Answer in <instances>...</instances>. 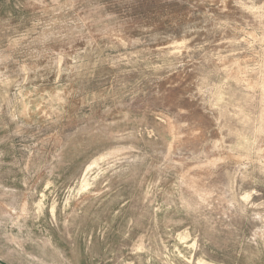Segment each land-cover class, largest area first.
I'll return each mask as SVG.
<instances>
[{"label":"rangeland","instance_id":"rangeland-1","mask_svg":"<svg viewBox=\"0 0 264 264\" xmlns=\"http://www.w3.org/2000/svg\"><path fill=\"white\" fill-rule=\"evenodd\" d=\"M0 261L264 264V0H0Z\"/></svg>","mask_w":264,"mask_h":264},{"label":"crops","instance_id":"crops-1","mask_svg":"<svg viewBox=\"0 0 264 264\" xmlns=\"http://www.w3.org/2000/svg\"><path fill=\"white\" fill-rule=\"evenodd\" d=\"M0 264H5V263H3L2 261H0Z\"/></svg>","mask_w":264,"mask_h":264}]
</instances>
